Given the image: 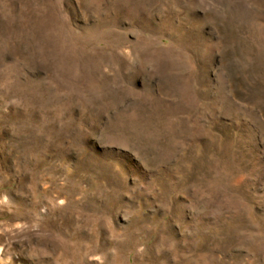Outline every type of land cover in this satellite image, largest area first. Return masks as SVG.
Listing matches in <instances>:
<instances>
[{"label":"rangeland","instance_id":"obj_1","mask_svg":"<svg viewBox=\"0 0 264 264\" xmlns=\"http://www.w3.org/2000/svg\"><path fill=\"white\" fill-rule=\"evenodd\" d=\"M0 264H264V0H0Z\"/></svg>","mask_w":264,"mask_h":264}]
</instances>
